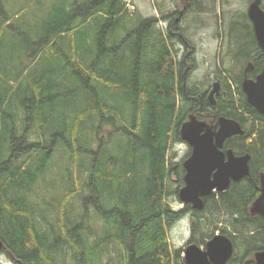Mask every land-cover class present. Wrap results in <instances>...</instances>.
Wrapping results in <instances>:
<instances>
[{"label":"trees","instance_id":"trees-1","mask_svg":"<svg viewBox=\"0 0 264 264\" xmlns=\"http://www.w3.org/2000/svg\"><path fill=\"white\" fill-rule=\"evenodd\" d=\"M13 16L0 0V238L18 264H185L168 230L188 214L189 243L219 232L235 247L227 264H256L264 216L251 206L264 172V114L242 90L245 68L218 72L213 106L190 79L189 55L178 58L171 28L131 14L127 0H60L27 45L16 42ZM224 25L227 55L251 62L255 78L264 55L247 13ZM190 114L239 121L245 132L225 148L251 155L250 174L203 197L202 209L172 205L185 168L171 147L184 141Z\"/></svg>","mask_w":264,"mask_h":264},{"label":"water","instance_id":"water-1","mask_svg":"<svg viewBox=\"0 0 264 264\" xmlns=\"http://www.w3.org/2000/svg\"><path fill=\"white\" fill-rule=\"evenodd\" d=\"M256 39L264 55V8L262 0H252L247 7ZM253 64L245 69L242 90L247 101L257 111L264 114V68L256 76L250 78L248 72ZM221 94V83L216 81L208 94L210 103H217ZM245 132L241 123L233 118L220 116L217 124L199 119L190 114L189 119L181 125V136L192 148L191 154L183 161L185 168V184L179 190L182 203H190L195 209L204 206L203 197L213 192L225 191L232 181H237L250 174V153L237 155L233 149L224 150L226 140ZM261 193L251 206L252 214L264 216V172L261 173ZM7 248L0 238V252ZM235 251L229 236L216 234L205 247L196 242L188 243L184 250L185 264H227ZM256 264H264V250L255 254Z\"/></svg>","mask_w":264,"mask_h":264},{"label":"rangeland","instance_id":"rangeland-1","mask_svg":"<svg viewBox=\"0 0 264 264\" xmlns=\"http://www.w3.org/2000/svg\"><path fill=\"white\" fill-rule=\"evenodd\" d=\"M60 0H4L5 6L9 12L14 15L13 23L15 27L19 28L21 33L17 34V44L23 43L27 45V38L34 37L40 26L43 24L45 18L48 17V12L53 4L59 3ZM128 8L131 14L139 12V16H157L159 27L166 30V24L163 16L167 15V21L173 20L172 28L175 25H181L184 28L182 31L186 35V42L179 39L181 33L178 29L174 36V43L178 51V58L184 55H189L187 58V66L194 70L191 73L190 79L199 83L201 87L208 91L213 87V84L218 78V72L225 73V66L234 64L236 70L241 71L245 68L243 60L231 59L228 54L229 45L226 40L225 23L231 13L236 11H247V7L251 0H207L205 7L206 13L203 15L200 25L194 24L193 19L187 16L183 22L177 21L178 12L171 15L173 9H182L185 2L183 0H127ZM22 6H27L26 10L17 17L18 10ZM178 10V11H179ZM219 17V18H217ZM226 17V20H225ZM176 21H175V20ZM218 21L222 24V31L219 32ZM251 21V20H250ZM181 28V27H179ZM188 37V38H187ZM14 37H10V42H14ZM178 38V39H177ZM186 44L188 47L186 51L180 49V45ZM184 47V46H183ZM195 47V49H192ZM223 58L225 64L223 63ZM190 145L184 140L178 142L171 147V155L181 161L189 157ZM80 200H76L78 206ZM172 205L175 208H182L184 203L181 202L179 196L175 197ZM194 217L191 214L185 215L176 221L169 228V239L173 248L184 249L188 245V241L192 234V222ZM218 233V232H217ZM210 240V239H209ZM199 244V243H198ZM205 247V244H199ZM184 257V252L183 255ZM0 264H18V260L11 255L7 248L0 252Z\"/></svg>","mask_w":264,"mask_h":264},{"label":"flooded vegetation","instance_id":"flooded-vegetation-1","mask_svg":"<svg viewBox=\"0 0 264 264\" xmlns=\"http://www.w3.org/2000/svg\"><path fill=\"white\" fill-rule=\"evenodd\" d=\"M184 2H185V4L183 5V8L182 9H173L172 11H171V15H174V14H176L177 12H178V16H177V18H176V20L178 21H181V22H183L185 19H187V16H190L191 17V19H193V21H194V24H196V25H200L201 23H200V21H201V19H202V17H203V15L206 13V11H205V7H206V5H207V0H183ZM252 1V0H251ZM219 3H220V5H221V0H219ZM262 4H263V1H262ZM246 13H247V11H246ZM250 19V18H249ZM175 20V19H174ZM175 20V21H176ZM168 21H169V19H168ZM167 21V19L165 20V22H167L168 24H166V29H170L171 28V33L174 35V34H176V32L174 31V29H179V25H175V28L173 29L172 28V26H173V23H176V22H174L173 20H171V22H168ZM172 24V25H171ZM176 24H178V23H176ZM253 25V24H252ZM254 29V28H253ZM184 46V47H183ZM182 46V44L180 45V49L181 50H183V51H186V49L188 48L187 46H186V44H184ZM192 49H195V47H192ZM251 63V62H250ZM249 64H247V66H248ZM246 66V67H247ZM246 67H245V69H246ZM253 69V68H252ZM251 69V70H252ZM250 70V71H251ZM248 74H249V72H248ZM248 74H247V76H248ZM244 75L246 76V74H245V70H244ZM249 77V76H248ZM245 78V77H244ZM250 78H252V77H250ZM255 78H256V76H255ZM216 81H220V83H221V92H223V85H222V82H221V80H216ZM215 81V82H216ZM214 82V83H215ZM213 88V87H212ZM211 88V89H212ZM211 89H210V91H211ZM210 91H208V94L210 93ZM218 97V96H217ZM216 97V98H217ZM227 141V140H226ZM225 144H226V142H225ZM225 144H224V150L226 151V150H228V149H230V148H225Z\"/></svg>","mask_w":264,"mask_h":264}]
</instances>
